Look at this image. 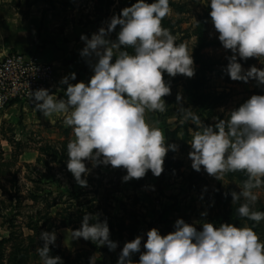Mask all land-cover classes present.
I'll use <instances>...</instances> for the list:
<instances>
[{
  "label": "clouds",
  "instance_id": "clouds-1",
  "mask_svg": "<svg viewBox=\"0 0 264 264\" xmlns=\"http://www.w3.org/2000/svg\"><path fill=\"white\" fill-rule=\"evenodd\" d=\"M204 4L210 6L218 39L232 52L225 69L230 78L254 79L264 85V68L253 65L245 70L237 58L264 57V0H207ZM170 12L169 0H135L113 14L107 27H99L90 37L81 34L85 44L80 55L90 58L93 70L87 83H70L76 78L72 72L60 80L67 85L66 99L50 94L47 88L31 91L36 110L45 117L62 115L64 125L72 128L75 139L67 143L66 166L80 186L88 183L86 161L92 166L122 167L126 169L122 180L128 181L144 177L148 170L159 176L167 151L176 148L175 144L166 146L163 131L145 116L146 112L166 110L163 97L171 89L163 73L173 77L195 74L192 51L183 43L177 44V37L162 26V19ZM118 25L116 38L111 39ZM180 105L184 120L190 118L200 127L199 117ZM190 144L188 155L194 170L203 166L218 180L227 172L247 173L240 191L231 192L232 202L243 199L237 208L239 216L256 223L264 220V212L255 210L259 197L254 191L264 186V94L251 95L230 110L226 119L203 125ZM99 215L85 213L81 227L71 230L70 239L83 238L115 250L117 242L110 239L107 219L101 220ZM174 228L164 235L156 227L150 228L143 252L142 236L126 241L116 264H264V241L252 227L203 222L198 230L177 218ZM39 238L43 245L36 253L42 264H63L62 257L50 255L49 245L55 244L56 232L41 231ZM137 252L139 261H133L131 257ZM90 264H95L94 257H90Z\"/></svg>",
  "mask_w": 264,
  "mask_h": 264
},
{
  "label": "rangeland",
  "instance_id": "rangeland-1",
  "mask_svg": "<svg viewBox=\"0 0 264 264\" xmlns=\"http://www.w3.org/2000/svg\"><path fill=\"white\" fill-rule=\"evenodd\" d=\"M46 1L73 29L85 28L86 35L92 28L107 27L113 14L135 3V0ZM206 2L169 0L171 12L161 21L162 26L177 37V44L183 43L192 51L195 67L192 77L163 73L171 92L163 97L166 110L153 111L172 130L168 140L176 145L174 150L169 149L173 154L164 157V171L178 175L166 181L170 185L167 193L161 192V183L154 180L145 186L149 192L141 201H135L131 195L124 199V193L116 190L123 192L132 180H122L126 169L110 164L92 166L87 161L88 183L82 187L66 166L67 143L75 139L70 126L62 121L36 123L26 118L23 108L12 119L0 121V264H42L36 249L43 245L39 235L45 230L56 232L55 244L49 245L50 255L62 257L63 264H86L84 261L90 257H94L95 264H116L130 236L140 235L143 240L152 227L162 234L163 226L174 225L177 218L194 224L198 230L203 222L252 227L264 241V220L256 223L239 216L237 208L244 201L232 202L231 192L240 191L239 186L248 178L247 173L227 172L218 180L207 174L203 166L200 171L194 170L188 155L192 137L195 132L202 131L203 125H214L218 119H226L230 110L251 95L264 94V85H258L254 79L245 82L233 80L228 75L225 70L229 62L227 57L232 52L218 39ZM116 30L119 31V25ZM127 51L133 53L130 47ZM237 58L245 70L253 65L264 68V57ZM195 84L196 94L206 100L205 108L199 107L201 103L194 102L190 96ZM181 103L199 117L200 127L190 118L184 120ZM146 173L152 174L150 170ZM254 191L259 197L255 210L264 212V186ZM162 206L170 207L168 212L163 211ZM204 211L206 216L201 215ZM85 213H99V219L106 218L108 226L120 216L127 227L115 250H109L106 245L92 248L83 243V238H79L81 242L70 239L71 230L81 227ZM221 215L229 217L221 220ZM115 239L114 235L112 240ZM144 250L141 247L140 252ZM140 252L134 253L131 259L139 258Z\"/></svg>",
  "mask_w": 264,
  "mask_h": 264
},
{
  "label": "crops",
  "instance_id": "crops-1",
  "mask_svg": "<svg viewBox=\"0 0 264 264\" xmlns=\"http://www.w3.org/2000/svg\"><path fill=\"white\" fill-rule=\"evenodd\" d=\"M64 21V16H58L54 9H51L49 3L46 0H0V59H2L9 52H22L35 55L41 62H46L52 65V77L48 86L50 94L57 96V98H64V90L67 88L66 84H61L62 77L75 72V80H70V83H76L84 81L87 83L90 77L93 75V70L90 65L89 59L80 55V50L84 47L85 42L81 40V34H85V28H72L71 24ZM99 28H92L89 37L92 33L98 31ZM118 30H115L110 34L111 39H115ZM86 35V34H85ZM94 62V58H91ZM19 110H22L17 105H10L7 109L0 110V121L5 119H12L15 115H18ZM25 116L29 120L36 123H45L48 121L54 124L57 121L63 122V116L53 115L51 117H45L41 111L36 110L35 106L25 108ZM146 121L159 127L165 136V144H172L169 142V132L172 130L165 124L164 121L157 118L153 112H146ZM169 151V150H168ZM173 154V153H172ZM178 175L172 172H162L159 176L148 174L142 178H133L129 185L120 190L117 193H124V199H128L126 196H133L135 201H141V197H146L148 190L145 189L148 183L157 180L158 184L161 183L162 190L165 192L170 185L166 184L168 178H176ZM150 178V180H147ZM153 179V180H151ZM177 181V179H175ZM175 185V184H173ZM127 188V190H126ZM145 190L147 192H145ZM175 189L172 188V191ZM178 192L181 190L177 189ZM160 192V193H161ZM167 193V192H165ZM146 194V195H145ZM140 199V200H139ZM127 200H125L126 202ZM124 206L125 205L121 204ZM175 206H171L174 208ZM170 207L162 206L163 211L168 212ZM162 211V212H163ZM119 219L113 221V230L110 233L111 239L116 236L114 241L120 243V238L126 231V224ZM161 221H157V223ZM175 225V224H174ZM174 225L163 226L162 235L174 231ZM134 236H130L129 240L134 239ZM147 236L141 241V247L144 245ZM78 242L81 240L77 239ZM83 243L89 245L92 248H98L99 245L90 241ZM128 240V241H129ZM94 244L91 245V244ZM96 246V247H95ZM135 261V259L133 260ZM86 264H90V259L84 261Z\"/></svg>",
  "mask_w": 264,
  "mask_h": 264
},
{
  "label": "built area",
  "instance_id": "built-area-1",
  "mask_svg": "<svg viewBox=\"0 0 264 264\" xmlns=\"http://www.w3.org/2000/svg\"><path fill=\"white\" fill-rule=\"evenodd\" d=\"M52 65L41 62L33 54L9 52L0 59V110L10 105L33 107L31 91L47 88Z\"/></svg>",
  "mask_w": 264,
  "mask_h": 264
},
{
  "label": "trees",
  "instance_id": "trees-1",
  "mask_svg": "<svg viewBox=\"0 0 264 264\" xmlns=\"http://www.w3.org/2000/svg\"><path fill=\"white\" fill-rule=\"evenodd\" d=\"M203 46H206V44L205 45H203ZM196 84L194 85V87L192 88V91L190 92L191 94H190V96L192 97V99H193V101L194 102H196V103H201V106H199V107H203V108H205L206 106H205V104H206V100H205V98H202L201 96H199L198 94H196ZM171 150V149H170ZM167 155H171L172 154V152L171 151H167V153H166ZM163 172H164V169H163ZM165 172H167V170H165ZM205 199H207V196H205L204 197ZM221 217L222 218H220L221 220L222 219H224V218H227V217H229V215H221ZM109 229H110V233H111V231L113 230V227H112V224H109ZM86 242H88V243H90V240H85ZM91 245H93L94 246V244L92 243ZM96 247V246H95ZM135 261H139V258H137Z\"/></svg>",
  "mask_w": 264,
  "mask_h": 264
}]
</instances>
